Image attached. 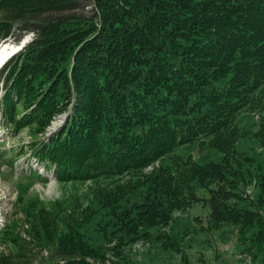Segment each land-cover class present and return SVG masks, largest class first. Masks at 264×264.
Masks as SVG:
<instances>
[{
    "label": "trees",
    "instance_id": "trees-1",
    "mask_svg": "<svg viewBox=\"0 0 264 264\" xmlns=\"http://www.w3.org/2000/svg\"><path fill=\"white\" fill-rule=\"evenodd\" d=\"M90 4L92 15L69 13ZM26 34L32 40L0 69V126L41 136L29 147L39 166L29 176L40 183L122 176L202 139L212 145L264 85V0H0V46ZM229 165L158 166L129 226L168 225L198 202L192 181L212 182L208 222L232 225L242 252L264 251V176L257 199L244 198ZM74 231L51 264L101 256Z\"/></svg>",
    "mask_w": 264,
    "mask_h": 264
},
{
    "label": "rangeland",
    "instance_id": "rangeland-1",
    "mask_svg": "<svg viewBox=\"0 0 264 264\" xmlns=\"http://www.w3.org/2000/svg\"><path fill=\"white\" fill-rule=\"evenodd\" d=\"M67 5L72 4L67 1ZM93 7L90 4L69 13L92 15ZM25 38L30 42L32 35H24L21 41ZM11 41L7 43L13 46L21 42ZM253 99L212 145L210 138H205L176 149L145 169L85 182L39 183L35 173L29 176L27 168L34 169L29 160L30 143L41 136L32 127L12 135L0 126L2 264H51L57 260V242L75 235V228L101 255L98 258L94 251V257L85 258L88 264H264V251L242 252L232 225L208 222L209 192L205 186L212 182L192 181L189 192L198 202L172 212L168 225L134 229L128 224L136 216L137 206L150 197L145 177L154 175L158 166H171L177 160L205 164L225 159L237 176V193L256 200L260 188L255 180L264 176V85ZM244 205L239 203L240 207ZM31 212L40 215L41 223L30 222ZM5 231L14 241L6 239Z\"/></svg>",
    "mask_w": 264,
    "mask_h": 264
},
{
    "label": "water",
    "instance_id": "water-1",
    "mask_svg": "<svg viewBox=\"0 0 264 264\" xmlns=\"http://www.w3.org/2000/svg\"><path fill=\"white\" fill-rule=\"evenodd\" d=\"M28 43V40H22L18 45H14V46H12V44H10L11 46H9V48H10V51H9V54L3 59V61L0 63V67H1V65H3L10 57H12V56H14L16 53H18L24 46H25V44H27ZM66 118V116L65 115H62V116H60L58 119H60L59 120V123L58 124H60L61 122H63L64 121V119ZM57 124V125H58ZM55 126V125H54Z\"/></svg>",
    "mask_w": 264,
    "mask_h": 264
},
{
    "label": "bare ground",
    "instance_id": "bare-ground-1",
    "mask_svg": "<svg viewBox=\"0 0 264 264\" xmlns=\"http://www.w3.org/2000/svg\"><path fill=\"white\" fill-rule=\"evenodd\" d=\"M9 46H11V45H9L7 42H5V43H3L1 46H0V63L3 61V59L9 54V51H10V48H9ZM13 46V45H12ZM59 120L60 119H58L57 120V122H55L54 123V125L56 124H58L59 123ZM54 125H53V127H54ZM55 125V126H56Z\"/></svg>",
    "mask_w": 264,
    "mask_h": 264
}]
</instances>
